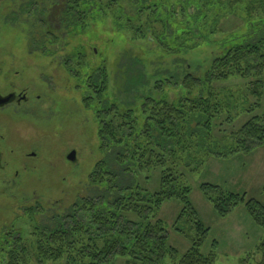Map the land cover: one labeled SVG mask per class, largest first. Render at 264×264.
<instances>
[{
    "label": "rangeland",
    "instance_id": "rangeland-1",
    "mask_svg": "<svg viewBox=\"0 0 264 264\" xmlns=\"http://www.w3.org/2000/svg\"><path fill=\"white\" fill-rule=\"evenodd\" d=\"M139 1V6L150 9L141 12L134 0L121 2L124 7L120 13L117 7L98 10L89 6L88 25L83 31L75 30L74 13H62V28H58L59 20H51L53 11L58 12L61 6L65 10V0L0 1V93L17 94L13 103L0 106L2 245L7 237L12 240L16 235L32 241L35 224L56 227L59 221L54 216L76 213L72 208L79 199L87 195L96 197L98 193L91 187L89 175L101 159L119 175L118 184L133 182L132 176H125L117 162L121 148L117 149V145L109 151L101 148L96 114L102 106L95 102L90 108L84 105L90 94L88 78L96 77L98 69L107 70L109 90L105 99L109 105H117L114 120L121 123L127 104L135 103L132 108L137 110L141 106L142 101H136L135 95H150L159 100L164 93H155L156 83L169 77L172 85L164 87L166 99L176 102L184 98L187 91L180 83L186 72L201 76L210 61L225 50L221 48L222 42H240L251 23L264 22V9L257 0ZM251 7H254L253 13H249L252 17L248 14ZM167 11L170 25L165 28L156 17L157 12L164 17ZM129 16L133 17L135 28L127 24ZM149 28L151 31L147 32ZM194 33L203 35V39L191 49L189 46L196 43ZM164 42L178 52L167 54L161 44ZM125 53L144 57L150 76L149 84L134 86L130 95L123 92ZM248 82L231 77L212 85L220 98L221 110L213 118L212 141L208 143L221 156L210 157V150L198 147L194 140L191 148L167 156L162 164L138 167L135 172L141 187L149 192L162 189L164 169L184 175L180 185L190 188L188 198L210 228L201 251L205 255L214 253L212 264H241L264 238L263 229L255 224L245 205L249 199L264 204V142L248 151H230L241 144L235 132L249 119L264 114V87L262 97L258 98L248 92ZM208 91L205 84L191 97L200 92L206 96ZM72 151L76 152L75 161L67 157ZM202 184L228 194H240L245 201L227 216H221L206 198ZM32 208L36 210L34 217L30 213ZM182 210V201L174 198L163 201L156 213L169 237L163 257L156 264H180L181 255L191 246L187 235L195 231L190 230L188 215L178 221ZM78 214L80 219H90L89 212ZM134 219L140 220L135 216ZM130 259L116 255L105 264H128ZM0 264H6L5 259H0ZM27 264H39L34 253Z\"/></svg>",
    "mask_w": 264,
    "mask_h": 264
},
{
    "label": "trees",
    "instance_id": "trees-1",
    "mask_svg": "<svg viewBox=\"0 0 264 264\" xmlns=\"http://www.w3.org/2000/svg\"><path fill=\"white\" fill-rule=\"evenodd\" d=\"M123 1L126 0H65L66 8L63 12L77 14L75 30L83 31L88 25L89 6L94 5L98 10L117 7V13H120L124 7L121 3ZM257 2L260 8L264 9V0H257ZM134 3L138 6L141 4L139 0H134ZM139 8L141 12L150 9L147 6H139ZM252 9L254 7L249 8L248 14L253 13ZM169 15L168 11L164 17L157 12L156 19L166 28L170 25L167 22ZM249 16L252 17L250 14ZM256 22L251 23L250 29L246 35L242 36L240 42L234 39L237 43L222 42L221 48L225 50L210 61L204 74L197 76L186 72L181 83L179 82L187 91L184 98L176 102L166 99L164 87L172 85L169 77L168 80L165 79L167 81L156 83L155 93L161 95L164 93L159 100L150 95L142 97L133 95L136 101H142L141 106L137 110L136 107L132 108L135 103L127 104L121 123L114 120L118 115L117 105L113 103L109 105L105 99L109 90L107 70L100 68L96 77L94 75L89 77L90 94L85 97L84 105L90 108L95 102L102 106L96 114L99 121L101 148L104 151H109L110 148L115 147L114 145L118 146L117 149L121 148L116 155L117 162L123 167V174L132 176L134 180L128 185L118 184L119 175L110 169L106 160H99L89 175L90 185L98 193L96 197L87 195L79 199L72 208L76 213L54 216V220L59 221L56 227L35 224L32 229L35 237L32 241H28L23 235H16L12 240L7 237L3 245L0 242V259H5L6 264H27L31 253H34L39 264L48 261L55 264H105L116 255H126L131 257L127 261L128 264H132V261L134 264L139 262L140 264H156L163 257L169 240L164 225L156 219V213L163 201L178 198L183 203V210L178 216V221H183L188 215L191 219L190 230L195 231L193 235H187L191 246L181 255L180 264H212L215 259L214 253L205 255L201 251L210 228L199 218L190 202L188 198L190 188L180 185L184 175L180 172L175 173L172 169H164L161 177L162 189L149 192L141 187L135 172L138 167L143 169L162 164L167 156H175L181 150L191 148L194 140L198 147L210 150L208 151L210 157L222 155L220 152L213 151L211 149L213 145L208 143L212 141L213 118L221 110L220 98L212 85L231 77L248 79V92L258 98L262 97L264 22ZM127 24H133V28L136 27L131 16L127 17ZM146 31L151 30L149 28ZM194 35L196 43L189 46L191 49L199 45L203 39V35L200 37L196 33ZM161 44L169 55H175L178 52L176 47H171L165 42ZM128 55L129 53H125L123 56L127 58L125 62L128 66L126 68V65H123L125 95L133 93L131 89H134L136 85L150 83V76L146 72L148 61L144 57ZM178 58L180 57L175 59ZM131 61L133 63L129 65ZM179 62L182 61L176 60V63ZM163 82H165L164 86ZM205 84L209 88L206 96L200 92L191 97L197 88H202ZM255 105L259 106L260 103ZM255 105L250 106L248 111L253 110ZM139 118L142 119L141 122ZM235 134L239 137L241 144H237L230 150L231 152L248 151L262 144L264 114L262 117L249 119ZM120 136L123 137V143ZM191 164L189 162L188 166ZM201 187L206 198L215 205L221 216H227L245 201V196L228 194L215 186L211 188L208 184H202ZM245 205L255 224L264 231V204L256 199H249ZM35 212L36 210L32 208L30 212L32 217ZM78 212H89L90 219L88 221L80 219L81 215ZM131 212L134 214H130ZM134 216L140 220L136 221ZM258 254L260 257H256ZM241 264H264V238L258 244L257 250L244 258Z\"/></svg>",
    "mask_w": 264,
    "mask_h": 264
},
{
    "label": "flooded vegetation",
    "instance_id": "flooded-vegetation-1",
    "mask_svg": "<svg viewBox=\"0 0 264 264\" xmlns=\"http://www.w3.org/2000/svg\"><path fill=\"white\" fill-rule=\"evenodd\" d=\"M1 1V0H0ZM61 1V0H60ZM63 8H62V6L59 8V10H58V12H54L53 11V13H52V18H51V20H55V21H57V20H59V22H60V26L58 27V28H62V25H63ZM75 22L77 23V19H78V16H77V14H75ZM50 36H51V33L49 34ZM57 35V34H56ZM55 36V35H54ZM24 99H26V97H23ZM3 99H7L5 102H3ZM17 99V94L15 93V92H10L9 94H7V95H2L1 93H0V106L1 107H4V106H6V105H8V104H10V103H13L15 100ZM2 101V102H1ZM68 157V156H67ZM0 159H1V153H0ZM2 161V160H1ZM1 164H2V162L0 163V166H1Z\"/></svg>",
    "mask_w": 264,
    "mask_h": 264
},
{
    "label": "water",
    "instance_id": "water-1",
    "mask_svg": "<svg viewBox=\"0 0 264 264\" xmlns=\"http://www.w3.org/2000/svg\"><path fill=\"white\" fill-rule=\"evenodd\" d=\"M7 99H3V102H5ZM2 102V101H1ZM75 151H72L69 155H68V159H70L71 161H75L76 157H75ZM0 163H1V159H0Z\"/></svg>",
    "mask_w": 264,
    "mask_h": 264
}]
</instances>
